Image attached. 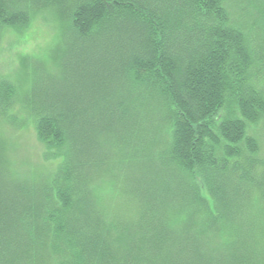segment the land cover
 <instances>
[{"label":"trees","instance_id":"trees-1","mask_svg":"<svg viewBox=\"0 0 264 264\" xmlns=\"http://www.w3.org/2000/svg\"><path fill=\"white\" fill-rule=\"evenodd\" d=\"M263 5L0 0V42L41 10L78 39L75 91L66 84L25 100L37 139L60 166L49 178L11 183L0 169V264H264V159L247 130L264 122ZM123 70L132 87L160 95L163 118L131 115L129 123L124 101L100 109ZM20 91L0 80V120L9 125ZM165 118L167 138L150 147V171L133 182L136 206L115 207L92 186L104 164L96 139L120 126L138 148L142 120L155 124L152 134ZM147 176L153 186L142 184Z\"/></svg>","mask_w":264,"mask_h":264},{"label":"rangeland","instance_id":"rangeland-1","mask_svg":"<svg viewBox=\"0 0 264 264\" xmlns=\"http://www.w3.org/2000/svg\"><path fill=\"white\" fill-rule=\"evenodd\" d=\"M61 27L52 11L41 10L36 13L28 27L21 30L6 29L0 42V80L8 81L21 90L20 94L16 95L13 108L8 112V115L17 116V124L13 126L0 120V169L3 171L5 182L11 183L15 179L40 181V179L51 177L60 166V159L50 158L47 154L50 153L49 148L37 139L34 122L29 116V108L25 106V100L41 98V95L55 86L62 88L67 84L68 90L73 86L75 88L76 72L73 69L74 51L72 48L76 46L78 39L69 30L68 25ZM257 33L264 37L263 27H260ZM124 73L123 70L121 75L117 74L110 83H107L105 90L108 94L102 99L100 109L109 104L115 109V104L124 101V105L129 107V115L126 119L129 123H132L130 122L131 115L145 114L149 116V119L158 116L163 118L164 115L157 112L156 108L158 101L161 100L160 95L156 94L155 97L148 94L142 85L138 88L132 87L126 82L125 76L123 77ZM260 78L259 86L264 93V77ZM52 81L57 83L51 84ZM88 97L96 102L100 99L89 93ZM159 105L163 106L162 102ZM162 108L167 110V104H164ZM138 119L140 121V117ZM164 121L168 123L166 118ZM141 123L143 125L141 132L145 134L138 148L134 144L136 140L129 139L124 130L121 129L120 132V126L118 133L117 130L111 129L96 139L100 154L98 155L104 159V164L98 170L97 180L92 182V186H98L96 193L102 194L107 202H113L117 208L122 206L129 210L136 206L133 182L139 181L144 172L150 171V147L152 149L164 137L167 138L166 135L170 130V126L162 122L159 128L156 127L151 134L152 125L155 127V124L149 121L145 123L144 120ZM247 130L248 135L258 141L260 146L258 155L264 159V122L251 125ZM128 142L132 145H128ZM131 151H135L136 155L132 152L128 159L127 155ZM135 157L138 159L134 160L133 165L130 159ZM152 170L166 173L159 164H156ZM164 177L165 182L170 183L171 186L177 182V180L172 181L170 176ZM156 179L147 176L142 184L153 186L151 182ZM243 210L241 207L240 211ZM206 249L210 254L211 250L207 247Z\"/></svg>","mask_w":264,"mask_h":264}]
</instances>
